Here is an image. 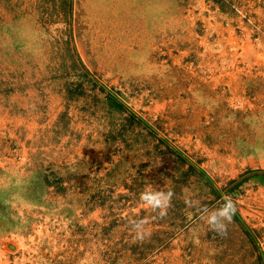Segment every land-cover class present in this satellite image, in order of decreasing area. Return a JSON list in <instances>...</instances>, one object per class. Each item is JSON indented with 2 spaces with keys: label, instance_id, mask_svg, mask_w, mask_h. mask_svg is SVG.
<instances>
[{
  "label": "rangeland",
  "instance_id": "374dc122",
  "mask_svg": "<svg viewBox=\"0 0 264 264\" xmlns=\"http://www.w3.org/2000/svg\"><path fill=\"white\" fill-rule=\"evenodd\" d=\"M263 176L264 0H0V264H264Z\"/></svg>",
  "mask_w": 264,
  "mask_h": 264
},
{
  "label": "clouds",
  "instance_id": "9594fccd",
  "mask_svg": "<svg viewBox=\"0 0 264 264\" xmlns=\"http://www.w3.org/2000/svg\"><path fill=\"white\" fill-rule=\"evenodd\" d=\"M172 192H145L141 194V199L148 204L153 211L159 210V216L163 218L167 215V209L171 206ZM224 202L221 206L209 212L207 208L202 209L201 218L205 220L208 226L221 237L227 235L228 224L231 223L236 212L234 201L227 195L223 197ZM186 203H189L186 201ZM191 206V205H190ZM146 221H132V229L136 233V240L144 241L150 237L151 233L144 228Z\"/></svg>",
  "mask_w": 264,
  "mask_h": 264
},
{
  "label": "trees",
  "instance_id": "16d2710c",
  "mask_svg": "<svg viewBox=\"0 0 264 264\" xmlns=\"http://www.w3.org/2000/svg\"><path fill=\"white\" fill-rule=\"evenodd\" d=\"M99 87L102 89V90H105L108 95H112V89H107L106 86H104L103 84H99ZM119 106L122 108V109H125V110H128L130 115H131V118H136L137 121L139 122H142V118L139 117L137 115V113L131 109L130 107H128L124 102H121L119 101ZM145 126H148L147 124H145ZM176 152V154H178L180 157H183L184 160H186L187 162H189V164L197 169L199 171V173L203 176H206L208 178V180L210 181L209 177L205 174V172H203V170L199 169L197 166H195L190 160H188L181 152H179L178 150H174ZM263 184H264V176H263ZM233 218L237 221H239L241 224L244 225V230L245 232L250 236V238L256 243L257 245V242L255 241V238H254V235H253V232L252 230L246 225L244 224V220L242 219V217L240 216V214L236 211ZM262 256V255H260Z\"/></svg>",
  "mask_w": 264,
  "mask_h": 264
}]
</instances>
